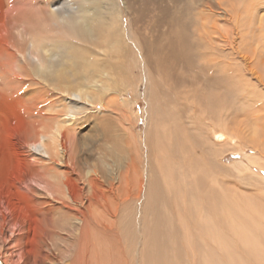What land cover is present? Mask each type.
I'll list each match as a JSON object with an SVG mask.
<instances>
[{
	"label": "rangeland",
	"instance_id": "obj_1",
	"mask_svg": "<svg viewBox=\"0 0 264 264\" xmlns=\"http://www.w3.org/2000/svg\"><path fill=\"white\" fill-rule=\"evenodd\" d=\"M91 9L97 28L117 20L116 39L77 33ZM51 64L74 85L38 72ZM76 94L87 108L77 122L66 116ZM57 127L77 154L46 166L30 147ZM74 168L95 204L81 237L51 194ZM95 168L98 185L85 176ZM27 176L37 183L12 199ZM3 196L37 208L27 224L43 225L30 237L13 210L0 264H17L30 238L38 264H264V0H0Z\"/></svg>",
	"mask_w": 264,
	"mask_h": 264
},
{
	"label": "bare ground",
	"instance_id": "obj_2",
	"mask_svg": "<svg viewBox=\"0 0 264 264\" xmlns=\"http://www.w3.org/2000/svg\"><path fill=\"white\" fill-rule=\"evenodd\" d=\"M93 9H91V12L89 14L88 11H84L83 15H86L84 16V22L83 24H80L81 27H79V32H77L79 35H82L84 40L85 41H90L91 40V43H93V45H97L99 42L101 44H103L105 41L107 40H111V39H114L112 38L114 35H115V39L117 38L116 36V30H117V26L115 25L116 24V21L115 18L113 17L112 18V21L107 20L106 18H103L102 17V20H101V23H99L101 29L93 26L96 21L95 19V15H93ZM49 13V12H48ZM108 15L110 16V11H107ZM63 19H69L70 17L67 15V17H65V14H63L61 16ZM105 17V15H104ZM108 17V16H107ZM94 28V29H93ZM96 29V30H95ZM99 31V32H98ZM95 40V41H94ZM117 41V40H116ZM99 43V44H100ZM98 46V45H97ZM44 51H46V53H48V49H44ZM80 51L81 55H84L83 56V60L85 61V64L87 66V68L89 69L90 67L92 68L93 66L91 65V58L88 57L87 55H85V53L80 50L79 48L76 50V53ZM72 52V49L69 50L68 52V55L69 53ZM90 54V53H89ZM81 55H74V57L71 56L72 58V62L70 63L69 65V69L72 70V72L74 74H76V70H79L78 69V59L79 60H82V58H80L79 56ZM92 55V54H91ZM82 63V61H81ZM58 67V66H57ZM97 67V65L95 66ZM37 68H38V72H40V74H43V76L45 77H49L50 79H54L56 81V83H58L59 85L63 84L64 83V80L68 81V85H74L73 82L71 81V76L74 75L73 73L71 74V76L69 77L66 72L63 70V69H58V68H55V65L53 66L52 64L51 65H48V66H43V65H37ZM98 68V67H97ZM84 72V70H83ZM75 76V75H74ZM74 78V77H73ZM49 79V80H50ZM103 79L102 77H100V80ZM99 80V81H100ZM98 83V82H97ZM80 85V84H78ZM95 86H96V83H95ZM63 87V86H62ZM69 88V87H68ZM67 88V89H68ZM66 91V89H65ZM60 95V94H59ZM76 100H75V98ZM72 98L74 100H72ZM80 94H76L74 95L73 97H71V101H70V104L72 105V107H69V111L67 113L66 116H68V120L72 119V121H78L80 120V118L86 114L84 113L85 111H87V108L84 104H81V107L79 108V105H78V102H80ZM96 98V97H94ZM97 101V99H94ZM60 103V102H59ZM53 105V104H52ZM52 107V106H51ZM58 109V108H57ZM53 109H51L52 111ZM78 112V113H76ZM57 113V116L60 114V113H63V111L61 112V109H58V112ZM56 116V117H57ZM86 116V115H85ZM55 117V118H56ZM85 118V117H84ZM81 121V120H80ZM18 128V127H17ZM15 129V128H14ZM17 132L19 133L18 129H17ZM56 133H54V137H45V135H42V140H44L43 142H38V143H35L32 147H30V152L33 154V155H36V156H41L44 160V165L48 166L50 165V163H56L57 160H61L62 158H66V160H71L72 157L74 156V154H77V150H78V147L75 146L74 144H72V147L70 149V152L67 153L65 151V148L67 147L64 142V138H65V132L61 127H57V129L55 130ZM10 134V133H9ZM21 138H23L21 136ZM66 139V138H65ZM64 140V141H63ZM48 141V143H47ZM13 145V144H12ZM16 148V147H14ZM13 148V149H14ZM14 151V150H13ZM19 153V152H18ZM20 153H22L20 151ZM61 156V157H60ZM18 157V156H17ZM22 157V156H21ZM24 158V157H23ZM18 159V158H17ZM21 160H23L21 158ZM41 160V159H40ZM69 162V161H68ZM23 163V162H22ZM45 166V167H46ZM57 166H61V165H57ZM16 167V166H15ZM19 167V166H18ZM75 167V166H74ZM24 168V167H23ZM70 168V167H69ZM12 169V168H11ZM73 170V169H72ZM95 172L92 171V169L89 170V173L88 174H85L86 176V180L92 184H97L98 185V179L101 177L99 176L101 173L95 168L94 169ZM15 171V169H14ZM22 171V170H21ZM84 171V170H83ZM82 171V172H83ZM86 171V169H85ZM46 172V171H45ZM86 173V172H85ZM35 174V173H34ZM94 174V175H92ZM40 175V174H39ZM71 175V174H70ZM70 175L68 176V173H66L65 175V180L64 179H61L60 180V183H59V189H56V193H52L51 190V194L53 196V199L52 201L56 202L57 204H61L63 206H66V207H69V209H71L75 214L73 216V219L76 221V222H79L78 225L79 227H81L80 231H79V235L80 237L83 235V231H84V228H86L88 226V222L89 221V217L91 216V213H92V208H94V202L91 200V198H89V194L86 192V190L84 189V186L82 185H86L87 183H82L81 185V177L83 176H79L80 173L78 172L77 173V169L74 168L73 170V176L70 177ZM167 175V174H166ZM21 176V175H20ZM41 176V175H40ZM11 177V176H10ZM14 175H12V180H14L15 178H13ZM50 177V176H49ZM125 179H124V182H128V177H129V174L126 173L124 175ZM80 178V179H79ZM11 179V178H10ZM9 179V180H10ZM51 179V178H50ZM35 181L34 177L33 178H30L29 176H27L26 178H20L18 177L17 180H16V186H13L8 190V194L9 196L12 198V199H16V200H19V197L20 195L23 196V191L24 190H27L28 187H31L32 184L31 182L32 181ZM43 180V179H42ZM134 181V180H132ZM10 183V182H9ZM8 183V184H9ZM12 183V182H11ZM10 183V184H11ZM29 184L28 186H25L26 184ZM35 183H37L35 181ZM122 183V182H121ZM5 184V182H4ZM91 184V186H92ZM5 186V185H4ZM10 186V185H9ZM39 186V185H38ZM96 186V185H95ZM33 187V186H32ZM87 186H85L86 188ZM35 188V187H34ZM152 188V187H151ZM4 189V188H3ZM153 190V189H152ZM33 191V190H32ZM155 191V190H154ZM155 194V193H154ZM153 194V195H154ZM3 195V194H2ZM58 196V195H62L64 199H60V198H57L55 197ZM156 195V194H155ZM8 196V195H7ZM6 196V197H7ZM21 196V197H22ZM5 204L4 203H1L0 202V211L3 210V207L6 206V200H5V197L3 196L2 197ZM10 198V199H11ZM24 198V196H23ZM9 199V197H8ZM9 199V200H10ZM1 200V201H3ZM15 201V200H14ZM12 201L11 202H7V204H9V206H6L7 210L9 211H6V212H9V213H5L6 215L3 217V219L0 220V222L2 221L1 223V226L0 227H3L4 225L7 224V222H9L8 224L10 225H13L12 224V221L13 220L11 218V213L14 211H16V215H17V212L19 215H21V217H23L24 219L22 220H26L25 223L23 222L22 224V227L20 229V232H25V230H27V232H25V234H30L29 236H33V235H36V233H39L40 234V231H41V225H43V223L40 225L39 223L41 222H33V219H32V222L31 224H27V221L29 219V221L31 220L30 218L27 217V214L29 216H32L34 213V211L32 212V209L31 208H34V207H31L30 208V205H24V201L22 202H14ZM155 201V200H154ZM22 206V207H21ZM54 207V206H53ZM49 208V207H48ZM52 208V207H51ZM35 209V208H34ZM40 209V208H39ZM44 209V208H43ZM12 210V211H11ZM37 211V208L35 209ZM52 210V209H51ZM4 211V210H3ZM2 211V212H3ZM50 211V210H48ZM97 212V211H96ZM4 213V212H3ZM33 213V214H32ZM41 213V212H39ZM43 213V212H42ZM3 215V214H2ZM15 215V213H14ZM0 217H1V214H0ZM13 217V215H12ZM98 217V216H97ZM20 218V217H19ZM34 218V215L33 217ZM40 218V217H39ZM18 219V218H17ZM5 220H7V222H5ZM18 221V220H17ZM96 222V221H95ZM19 224H21L20 222H16L14 225L15 226H18ZM27 225L29 226L27 229ZM112 225V224H111ZM44 228V227H42ZM1 230V229H0ZM2 231V230H1ZM45 231L43 230V233ZM97 232V231H96ZM49 233V232H48ZM70 236L73 234V237L76 238L77 237V232L74 230H71L70 232ZM50 234V233H49ZM2 235H3V232H2ZM18 237L22 236L21 234H17ZM26 237H28L27 235H25ZM23 237V236H22ZM20 237V238H22ZM38 237V236H37ZM41 238V235L39 236ZM38 237V240L40 239ZM1 238V237H0ZM72 238V237H71ZM28 239V238H27ZM101 239V238H100ZM18 242H19V238H17ZM34 240V238H33ZM33 240H31L30 238V242H25L24 246H21L16 252V258L15 259H18L17 260V264H25L26 262H28L27 264H38L41 259L44 258V252H42V254L40 256L37 257V247H36V243H34L33 245ZM42 240V239H41ZM74 240V239H73ZM26 241V240H25ZM36 241V240H35ZM40 241V240H39ZM101 241V240H100ZM24 242V241H23ZM46 243V242H45ZM97 244V243H96ZM44 246V245H43ZM69 247V246H68ZM13 248V247H12ZM85 248V247H83ZM10 249H11V246H10ZM44 249H46L44 247ZM93 249L94 246H93ZM43 250V249H42ZM85 250V249H84ZM98 250V249H97ZM47 251V250H46ZM101 251V249L99 250ZM98 252V251H97ZM35 253H36V256H35ZM84 253V252H83ZM47 254V253H46ZM100 254V253H99ZM31 256L33 257V259L31 258ZM18 257V258H17ZM5 259V258H4ZM13 260V259H12ZM40 260V261H39ZM14 261V260H13ZM4 263L8 261H3ZM11 262V261H10ZM11 264V263H10ZM16 264V263H15Z\"/></svg>",
	"mask_w": 264,
	"mask_h": 264
}]
</instances>
